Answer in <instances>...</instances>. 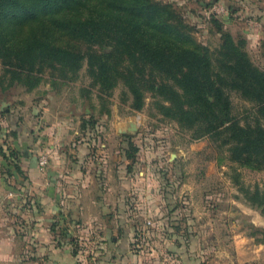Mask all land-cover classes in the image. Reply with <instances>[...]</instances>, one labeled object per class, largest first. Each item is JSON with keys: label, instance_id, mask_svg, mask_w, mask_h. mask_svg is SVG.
<instances>
[{"label": "rangeland", "instance_id": "374dc122", "mask_svg": "<svg viewBox=\"0 0 264 264\" xmlns=\"http://www.w3.org/2000/svg\"><path fill=\"white\" fill-rule=\"evenodd\" d=\"M159 1L170 4L191 27L196 41L212 52L222 40L211 23V15L220 17L224 29L234 40H245L244 49L251 61L264 70V0ZM1 68L0 64V71ZM49 77L46 69L43 80L31 90L34 96H45L49 91L81 112L100 109L102 112L95 114L100 123L122 127L129 121L136 123V130L128 131L126 137L128 149L132 145L137 148L130 163L137 162L135 171L144 178L139 185L144 194L129 200L130 208L124 214L129 226L122 230L132 236L130 247L134 253L155 255L150 258L153 261L172 256V264H264V243L259 242L264 239V212L252 206L238 188L243 184L251 190L256 186L264 189V168L253 169L230 161L226 147L217 146L209 137L192 140L190 131L157 112L149 94L141 111L129 107L130 99L122 100L125 87L121 83L109 97H99L98 86L91 85L86 65L71 82L52 84ZM26 91L19 83L0 87L1 108H10L0 121V144L9 155L0 157V170L5 174L0 182V230L2 234L12 232V259L2 264H25L26 257L29 259L35 251L30 220L33 213L25 209L31 203L26 184L20 180L12 184L17 190L9 192L7 185H11L12 177L5 167L9 159L14 166L20 156L10 155L14 140L9 129L17 108L14 104L24 98ZM229 95L233 115L242 125L253 123L254 102L237 91H229ZM70 110L73 112V107ZM21 119L23 125L24 116ZM118 138L113 133L112 139ZM133 205H139L138 211L132 210ZM255 231L258 232L254 234ZM74 234L84 242L94 232L79 226ZM54 236L60 237L59 233ZM73 246L80 252L86 250L83 244Z\"/></svg>", "mask_w": 264, "mask_h": 264}, {"label": "trees", "instance_id": "16d2710c", "mask_svg": "<svg viewBox=\"0 0 264 264\" xmlns=\"http://www.w3.org/2000/svg\"><path fill=\"white\" fill-rule=\"evenodd\" d=\"M211 23L222 40L216 52L198 43L172 6L159 0H0V87L19 83L31 91L46 69L52 84L71 82L86 65L99 97L121 83L122 100L141 111L149 94L157 112L190 131L192 140L209 137L226 147L230 161L262 169L264 70L220 17L211 15ZM229 91L254 102L253 123L242 125L233 115ZM130 149L132 161L137 148ZM5 152L0 146L9 156ZM238 186L264 212V189ZM50 229L72 236L55 218Z\"/></svg>", "mask_w": 264, "mask_h": 264}, {"label": "crops", "instance_id": "0c3cea01", "mask_svg": "<svg viewBox=\"0 0 264 264\" xmlns=\"http://www.w3.org/2000/svg\"><path fill=\"white\" fill-rule=\"evenodd\" d=\"M33 96V91H26L14 104L17 108L9 129L12 150L20 155L14 161L19 170L10 159L5 163L12 177L8 191H16L12 184L23 180L31 200L25 209L33 213L35 251L25 264H172V256L153 261L150 258L155 255L134 253L132 236L122 233L129 226L124 216L129 200L144 194L139 187L144 178L135 171L137 162L130 163L127 156L128 127L100 123L95 114L102 110L81 112L49 91L45 96ZM9 112V107L2 110L0 105V121ZM113 133L119 138L113 140ZM41 155L46 157L43 169L38 164ZM138 174L143 175L142 171ZM4 175L0 170V182ZM132 207L138 211L139 205ZM54 218L70 229L71 237L54 236L50 229ZM79 226L94 235L80 241L74 234ZM11 237L12 232L2 234L0 230V264L12 259ZM73 244H83L86 250L80 252Z\"/></svg>", "mask_w": 264, "mask_h": 264}, {"label": "built area", "instance_id": "2783aa9c", "mask_svg": "<svg viewBox=\"0 0 264 264\" xmlns=\"http://www.w3.org/2000/svg\"><path fill=\"white\" fill-rule=\"evenodd\" d=\"M38 164L42 169L46 166V157L44 155L39 157Z\"/></svg>", "mask_w": 264, "mask_h": 264}, {"label": "water", "instance_id": "95a60500", "mask_svg": "<svg viewBox=\"0 0 264 264\" xmlns=\"http://www.w3.org/2000/svg\"><path fill=\"white\" fill-rule=\"evenodd\" d=\"M127 127H128V131H135L136 130V123L133 121H129ZM172 156H174V155H172Z\"/></svg>", "mask_w": 264, "mask_h": 264}]
</instances>
